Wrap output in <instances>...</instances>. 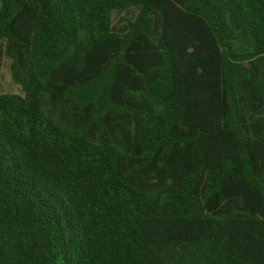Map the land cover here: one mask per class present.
<instances>
[{
  "label": "trees",
  "instance_id": "1",
  "mask_svg": "<svg viewBox=\"0 0 264 264\" xmlns=\"http://www.w3.org/2000/svg\"><path fill=\"white\" fill-rule=\"evenodd\" d=\"M0 264H264V0H0Z\"/></svg>",
  "mask_w": 264,
  "mask_h": 264
},
{
  "label": "rangeland",
  "instance_id": "2",
  "mask_svg": "<svg viewBox=\"0 0 264 264\" xmlns=\"http://www.w3.org/2000/svg\"><path fill=\"white\" fill-rule=\"evenodd\" d=\"M10 64L11 61L8 58L3 57L0 60V94H22L21 88L11 78Z\"/></svg>",
  "mask_w": 264,
  "mask_h": 264
}]
</instances>
